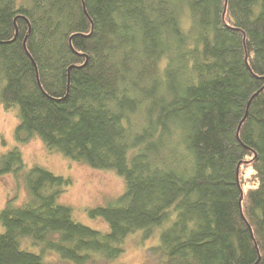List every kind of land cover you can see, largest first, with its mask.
<instances>
[{
	"label": "trees",
	"instance_id": "obj_1",
	"mask_svg": "<svg viewBox=\"0 0 264 264\" xmlns=\"http://www.w3.org/2000/svg\"><path fill=\"white\" fill-rule=\"evenodd\" d=\"M0 83L19 140L125 179L101 231L59 201L70 177L0 154L28 193L0 264H125L139 229L147 264H264V0H0Z\"/></svg>",
	"mask_w": 264,
	"mask_h": 264
},
{
	"label": "rangeland",
	"instance_id": "obj_2",
	"mask_svg": "<svg viewBox=\"0 0 264 264\" xmlns=\"http://www.w3.org/2000/svg\"><path fill=\"white\" fill-rule=\"evenodd\" d=\"M1 84V83H0ZM17 107L6 109L0 99V154L18 147L23 155L25 168L33 165L44 166L51 171L68 176L71 183L59 197V201L71 205L73 215L79 221L101 231L109 230V223L103 216H91L92 207L105 205L125 190L124 176L114 169L94 168L74 160L60 151L48 150L44 141L37 135L23 141L16 137L18 124ZM27 189L23 179L14 173L0 174V211L8 198L16 196L17 202L27 197ZM0 230L3 225L0 222ZM158 229L150 237L144 236L142 230L130 233L123 243L124 252L114 260L125 264H147V248L158 241ZM32 249L39 251L38 246ZM44 257L52 264H74L63 259L56 251H44ZM105 264V262H100Z\"/></svg>",
	"mask_w": 264,
	"mask_h": 264
},
{
	"label": "water",
	"instance_id": "obj_3",
	"mask_svg": "<svg viewBox=\"0 0 264 264\" xmlns=\"http://www.w3.org/2000/svg\"><path fill=\"white\" fill-rule=\"evenodd\" d=\"M24 47H25L26 51L28 52V54H30L29 51H28L27 48H26L25 40H24ZM246 115H247V113L245 114V116H244L243 119L241 120V122H240V124H239V126H238V131H239V129H240V127H241V123H242L243 120L245 119Z\"/></svg>",
	"mask_w": 264,
	"mask_h": 264
}]
</instances>
